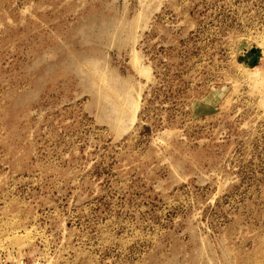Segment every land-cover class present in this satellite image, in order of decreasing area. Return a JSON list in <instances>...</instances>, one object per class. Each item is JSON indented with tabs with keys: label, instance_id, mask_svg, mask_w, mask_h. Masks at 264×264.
Returning a JSON list of instances; mask_svg holds the SVG:
<instances>
[{
	"label": "rangeland",
	"instance_id": "rangeland-1",
	"mask_svg": "<svg viewBox=\"0 0 264 264\" xmlns=\"http://www.w3.org/2000/svg\"><path fill=\"white\" fill-rule=\"evenodd\" d=\"M0 264H264V0H0Z\"/></svg>",
	"mask_w": 264,
	"mask_h": 264
},
{
	"label": "bare ground",
	"instance_id": "bare-ground-1",
	"mask_svg": "<svg viewBox=\"0 0 264 264\" xmlns=\"http://www.w3.org/2000/svg\"><path fill=\"white\" fill-rule=\"evenodd\" d=\"M105 81V80H104ZM94 83H95V81H94ZM94 85H96V84H93V86ZM97 86H98V89H97V92H98V94H100V100H105V98H107V99H109L108 97H111V95H113L112 93L110 94V92H113L112 90L110 91V90H108V89H110L111 87H109L108 88V86H105V84H103V83H101L100 81H98V84H97ZM113 88V87H112ZM103 94V95H102ZM108 94H110V96H108L107 97V95ZM115 94V93H114ZM116 95H117V93H116ZM102 96H105V98L104 97H102ZM127 96V94H121L119 97H118V100H116L117 99V97H116V99H114L115 98V96H114V100H116L114 103H113V105H114V110L115 109H117V104L116 103H120L121 104V108H119L118 109V111L119 112H115L116 113V115H119V120L122 122V120L127 116V113H129V111H130V108H129V106H128V104H129V101H128V98L126 97ZM111 99V98H110ZM109 100H106L105 102L107 103ZM108 103H111L110 101L108 102ZM133 104H135V101L133 102L132 101V105ZM112 105V104H111ZM131 105V106H132ZM130 106V107H131ZM113 107V106H112ZM135 107H136V104H135V106L133 107V109H132V114H133V112H134V110H135ZM112 110V109H111ZM132 117H133V115H132ZM132 117H131V119H132ZM121 124V123H120Z\"/></svg>",
	"mask_w": 264,
	"mask_h": 264
}]
</instances>
